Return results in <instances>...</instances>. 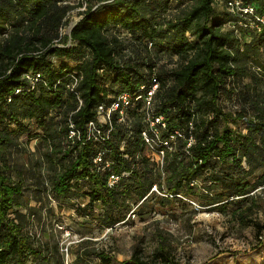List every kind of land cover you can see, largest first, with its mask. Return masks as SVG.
<instances>
[{
    "label": "trees",
    "instance_id": "16d2710c",
    "mask_svg": "<svg viewBox=\"0 0 264 264\" xmlns=\"http://www.w3.org/2000/svg\"><path fill=\"white\" fill-rule=\"evenodd\" d=\"M69 1L0 0V264H39L50 250L26 231V215L19 210L27 201L24 180L13 178L5 157L8 149L22 148L19 136L25 132L29 142H40L37 149L46 142L62 154L65 165L53 179L54 196L66 198L87 184L90 213L84 212L105 229L132 217L133 210L136 216L127 199H144L157 182L162 185L159 177L166 172L175 199L203 197L195 184L204 177L210 183L204 193L211 199L204 196L201 207L213 211L247 201L264 186V28L261 33L246 28L243 33L252 39L243 43L236 23L248 20L232 14L228 0H186L192 5L174 14L167 13L173 0H100L96 7L87 4L71 35L63 37L74 8ZM219 1L225 2L223 17L216 13ZM243 2L264 14V0ZM228 23L237 28L225 32ZM124 33L132 37L129 44ZM29 74L42 77L31 87ZM154 77L159 88L153 112L165 118L161 135L169 143L163 168L146 151L140 107L127 109L125 121L115 113L112 131L102 128L108 139L86 141L87 125L96 120L100 105L151 85ZM233 95L241 108L226 112L223 99ZM70 121L82 142L68 140ZM239 123L245 132L235 127ZM100 152L110 163L105 170L93 165ZM48 157L55 167L54 157ZM261 171L255 183L248 181ZM113 173L121 178L111 188ZM97 205L104 206L102 214L94 213ZM253 224L260 236L264 227ZM139 253L120 264H178L162 248L148 260ZM97 258L98 264H113L104 251Z\"/></svg>",
    "mask_w": 264,
    "mask_h": 264
},
{
    "label": "rangeland",
    "instance_id": "374dc122",
    "mask_svg": "<svg viewBox=\"0 0 264 264\" xmlns=\"http://www.w3.org/2000/svg\"><path fill=\"white\" fill-rule=\"evenodd\" d=\"M99 2L70 0L68 4L74 8L68 24L63 27L62 36L71 35L72 26L80 22V13L86 10L87 4L96 7ZM172 2L168 14L192 5L186 0ZM215 9L223 17L226 13L225 2H216ZM236 24L239 26V23ZM234 26L228 23L224 31L235 29ZM241 27H236L238 36L243 43L251 42L252 36L244 34L246 27L244 30ZM121 36L128 39L127 44L131 42L132 37L125 33ZM68 45H73L71 40ZM262 54L264 61V48ZM54 62H58V59H54ZM249 81L246 78L244 83ZM260 93L263 97L264 81ZM223 100L226 112L241 108L240 99L235 95ZM223 126L224 122H221L220 128ZM35 127L34 133L37 132ZM235 127L245 132L243 123ZM29 136V132L21 134L19 143L22 148L8 149L5 157L12 164L13 178L24 180L27 201L19 210L26 215V231L37 237V244H44L50 249L49 253L46 251L47 259L39 264H98L97 254L103 251L110 255L113 264H120L131 260L136 251H140L139 254L148 260L160 248L170 251L172 260L178 264H264V230L259 236L253 224L259 223L264 227V186L250 192L248 199H245L247 201L228 204L224 209L213 211L209 209L211 207H201L204 196L211 199L210 195L204 193L206 184L210 185L203 181L204 177L195 184L203 197L179 195L175 199L170 196V184L164 181L168 175L166 172L158 178L162 185L157 182L144 199L139 200L138 196L127 199L129 206L137 208L135 217L128 214L125 221L114 228L105 229L86 215L90 213L87 195L91 192L87 184H82L81 190H74L66 198L54 196L53 179L65 165L60 161L62 154H55L59 148L56 149L53 144L49 148L46 142L37 149L40 142H29ZM49 155L54 157L55 167H50ZM262 173L251 174L248 181L255 183ZM103 207L97 205L94 213L102 214ZM240 216L245 218L241 219ZM251 219L255 222H251Z\"/></svg>",
    "mask_w": 264,
    "mask_h": 264
},
{
    "label": "built area",
    "instance_id": "2783aa9c",
    "mask_svg": "<svg viewBox=\"0 0 264 264\" xmlns=\"http://www.w3.org/2000/svg\"><path fill=\"white\" fill-rule=\"evenodd\" d=\"M227 9L234 15L242 17L243 19H247L248 22H240L242 28H250L258 33H261L264 28V14H259L257 9L251 5L246 4L243 0H228ZM236 29V26H234ZM41 74L36 75H26L25 79L30 84V86H34L36 82L41 78ZM78 82V79H75L74 87ZM159 88V83L156 80V77L153 78L151 85H141L139 89L131 92H122L115 97V100L111 105H100L97 111L96 120L91 121L87 125L86 130V141L91 139H95L96 141L102 139L106 140L109 137L105 136L102 128L104 126H109V132L113 129V115L115 113L119 114L120 121H125L124 116L126 110L129 108H139L141 113H144L145 117V128L141 132L143 137V143L146 146V151H148V156L151 157L160 168H163L166 162V154H167V146L169 143L167 142V137L163 138L161 133L166 129V121L163 116H155L153 112L154 105V96ZM22 89L18 90L19 93ZM82 105V101H80ZM69 130L67 133V137L69 141L79 140L83 141V137L81 136V132L76 129L75 123L70 121L68 124ZM176 134H178L176 132ZM175 136L171 137V140H175ZM105 163V164H104ZM93 165L95 168L99 170H105V168L109 167L110 163L104 160V154L100 152L99 155L93 158ZM121 176L119 174H111L108 179V185L111 188L117 186L118 181ZM134 211H132L131 215L134 216Z\"/></svg>",
    "mask_w": 264,
    "mask_h": 264
},
{
    "label": "water",
    "instance_id": "95a60500",
    "mask_svg": "<svg viewBox=\"0 0 264 264\" xmlns=\"http://www.w3.org/2000/svg\"><path fill=\"white\" fill-rule=\"evenodd\" d=\"M77 24H78V23H76L74 26H72V28H71V31H70V32H72V31H73L74 27H75Z\"/></svg>",
    "mask_w": 264,
    "mask_h": 264
}]
</instances>
